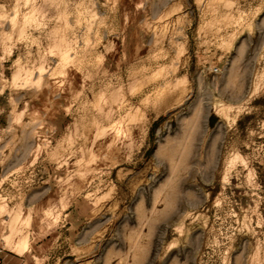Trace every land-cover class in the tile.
<instances>
[{"label":"rangeland","instance_id":"374dc122","mask_svg":"<svg viewBox=\"0 0 264 264\" xmlns=\"http://www.w3.org/2000/svg\"><path fill=\"white\" fill-rule=\"evenodd\" d=\"M1 264H264V0H0Z\"/></svg>","mask_w":264,"mask_h":264},{"label":"built area","instance_id":"2783aa9c","mask_svg":"<svg viewBox=\"0 0 264 264\" xmlns=\"http://www.w3.org/2000/svg\"><path fill=\"white\" fill-rule=\"evenodd\" d=\"M1 260H2V258H1V256H0V264H1Z\"/></svg>","mask_w":264,"mask_h":264}]
</instances>
